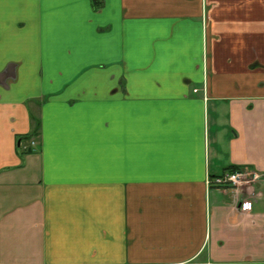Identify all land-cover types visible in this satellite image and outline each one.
I'll return each instance as SVG.
<instances>
[{"label": "crops", "instance_id": "0c3cea01", "mask_svg": "<svg viewBox=\"0 0 264 264\" xmlns=\"http://www.w3.org/2000/svg\"><path fill=\"white\" fill-rule=\"evenodd\" d=\"M0 264H264V0H0Z\"/></svg>", "mask_w": 264, "mask_h": 264}, {"label": "built area", "instance_id": "2783aa9c", "mask_svg": "<svg viewBox=\"0 0 264 264\" xmlns=\"http://www.w3.org/2000/svg\"><path fill=\"white\" fill-rule=\"evenodd\" d=\"M94 1L99 2V0ZM197 92V89H193V93ZM260 179L261 174L259 172L243 168L236 171H227L222 175L216 176L214 178H208L206 183L208 186H212L218 189H231L236 192L240 186L244 184H250L252 182H257ZM242 208H246V203L242 205Z\"/></svg>", "mask_w": 264, "mask_h": 264}, {"label": "rangeland", "instance_id": "374dc122", "mask_svg": "<svg viewBox=\"0 0 264 264\" xmlns=\"http://www.w3.org/2000/svg\"><path fill=\"white\" fill-rule=\"evenodd\" d=\"M254 183H256V182H252V183H250V184H244V185L240 186L239 188H242V187H245V186H249V185H252V184H254Z\"/></svg>", "mask_w": 264, "mask_h": 264}, {"label": "trees", "instance_id": "16d2710c", "mask_svg": "<svg viewBox=\"0 0 264 264\" xmlns=\"http://www.w3.org/2000/svg\"><path fill=\"white\" fill-rule=\"evenodd\" d=\"M96 3H98V2H96ZM38 129H39V123L37 122L35 133L38 131ZM34 135H35V134H34ZM233 170H234V169H233ZM233 170H232V171H233Z\"/></svg>", "mask_w": 264, "mask_h": 264}]
</instances>
